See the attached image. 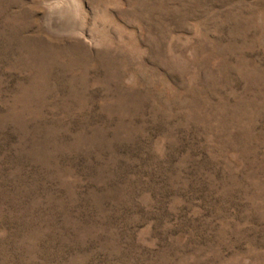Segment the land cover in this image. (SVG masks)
I'll return each instance as SVG.
<instances>
[{"label": "rangeland", "instance_id": "374dc122", "mask_svg": "<svg viewBox=\"0 0 264 264\" xmlns=\"http://www.w3.org/2000/svg\"><path fill=\"white\" fill-rule=\"evenodd\" d=\"M0 264H264V0H0Z\"/></svg>", "mask_w": 264, "mask_h": 264}]
</instances>
